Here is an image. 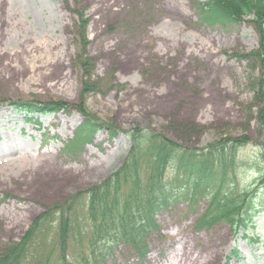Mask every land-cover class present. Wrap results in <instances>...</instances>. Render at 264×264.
<instances>
[{
  "label": "rangeland",
  "instance_id": "rangeland-1",
  "mask_svg": "<svg viewBox=\"0 0 264 264\" xmlns=\"http://www.w3.org/2000/svg\"><path fill=\"white\" fill-rule=\"evenodd\" d=\"M208 1L118 0L108 14L84 0H0V247L19 241L48 207L119 169L132 128L195 149L248 137L226 187L242 193L264 175L260 33L252 14L211 27L199 7ZM52 100L68 111L26 118L12 106ZM76 104L118 136L101 132L73 147L83 122ZM188 203L173 199L155 215L159 228L145 236L144 256L118 244L104 264H177L190 251L196 264H264V213L249 242L223 222L198 232L205 200Z\"/></svg>",
  "mask_w": 264,
  "mask_h": 264
},
{
  "label": "trees",
  "instance_id": "trees-1",
  "mask_svg": "<svg viewBox=\"0 0 264 264\" xmlns=\"http://www.w3.org/2000/svg\"><path fill=\"white\" fill-rule=\"evenodd\" d=\"M199 7L211 27L234 25L239 18L253 15L261 37L257 99L264 101V0H209ZM12 106L26 118L68 111L65 102L56 100L19 101ZM76 106L83 122L76 127L70 144L77 150L92 144L98 133L112 139L118 136L114 128H106ZM259 113L264 117V108ZM125 136L130 147L120 168L98 185L48 207L19 241L0 247V264H104L118 244L132 245L144 256L145 236L159 228L155 215L179 198L189 201L188 208L205 200L206 206L194 222L198 232L223 222L251 241L252 222L264 213V175L242 193L230 190L225 181L235 170L238 153L249 144L248 137L219 140L195 149L145 128H132ZM169 167L172 177L166 172ZM231 257H237L236 250Z\"/></svg>",
  "mask_w": 264,
  "mask_h": 264
},
{
  "label": "bare ground",
  "instance_id": "bare-ground-1",
  "mask_svg": "<svg viewBox=\"0 0 264 264\" xmlns=\"http://www.w3.org/2000/svg\"><path fill=\"white\" fill-rule=\"evenodd\" d=\"M74 1L80 2L83 0H74ZM84 1L88 2L89 4L92 2L95 5L94 10H93L94 12L100 13V12L105 11L108 14L114 13L113 10H111V9L118 2V0H84ZM100 21H102L101 16L98 18V20L92 21V23L94 25H92L93 28H92V30H89V32L94 33L95 35H98V25H99V23H101ZM29 172L31 173V171H29ZM2 223H4V225H7V226L10 225V227L12 226V223L7 221L6 219H3ZM178 257L180 258V260L177 262V264H196L197 263V259L194 256L193 252H191V251L179 254Z\"/></svg>",
  "mask_w": 264,
  "mask_h": 264
}]
</instances>
